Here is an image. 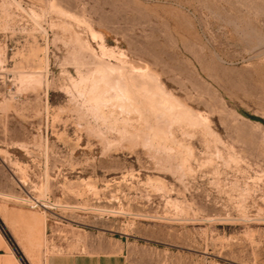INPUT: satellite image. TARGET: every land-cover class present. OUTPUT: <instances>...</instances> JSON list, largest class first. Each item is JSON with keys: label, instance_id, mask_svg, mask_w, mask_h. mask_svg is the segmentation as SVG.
Instances as JSON below:
<instances>
[{"label": "rangeland", "instance_id": "rangeland-1", "mask_svg": "<svg viewBox=\"0 0 264 264\" xmlns=\"http://www.w3.org/2000/svg\"><path fill=\"white\" fill-rule=\"evenodd\" d=\"M2 206L46 253L264 264V0H0Z\"/></svg>", "mask_w": 264, "mask_h": 264}, {"label": "crops", "instance_id": "crops-1", "mask_svg": "<svg viewBox=\"0 0 264 264\" xmlns=\"http://www.w3.org/2000/svg\"><path fill=\"white\" fill-rule=\"evenodd\" d=\"M2 211L0 218L7 233L0 227V264H149L145 248L122 239L106 240L96 247H63L46 253L45 221L38 212L5 206Z\"/></svg>", "mask_w": 264, "mask_h": 264}, {"label": "bare ground", "instance_id": "bare-ground-1", "mask_svg": "<svg viewBox=\"0 0 264 264\" xmlns=\"http://www.w3.org/2000/svg\"><path fill=\"white\" fill-rule=\"evenodd\" d=\"M131 84V83H130ZM135 93V92H134ZM140 93V92H139ZM148 94V93H147ZM170 100V99H169ZM151 104V103H150ZM167 108V107H166Z\"/></svg>", "mask_w": 264, "mask_h": 264}]
</instances>
